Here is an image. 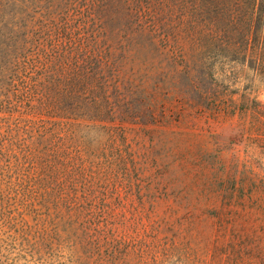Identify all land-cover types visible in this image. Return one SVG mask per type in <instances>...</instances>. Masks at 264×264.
<instances>
[{"label":"rangeland","instance_id":"374dc122","mask_svg":"<svg viewBox=\"0 0 264 264\" xmlns=\"http://www.w3.org/2000/svg\"><path fill=\"white\" fill-rule=\"evenodd\" d=\"M88 3L3 0L0 40L5 26L14 25L37 42L49 39L55 28L78 24ZM119 7L121 16L108 29L116 65L128 80L120 91L127 109L84 134L100 155L116 158L98 184L99 197L112 208L116 253L109 264H264V65L252 53L257 44L246 58H225L205 44L184 53L177 50L181 43L128 42L116 33L132 26ZM102 240L107 264L110 242ZM70 247L35 257L4 244L0 264L96 259H78Z\"/></svg>","mask_w":264,"mask_h":264},{"label":"trees","instance_id":"16d2710c","mask_svg":"<svg viewBox=\"0 0 264 264\" xmlns=\"http://www.w3.org/2000/svg\"><path fill=\"white\" fill-rule=\"evenodd\" d=\"M2 5L0 0V14ZM120 5L132 26L116 33L128 42L181 43L177 50L184 53L205 44L225 58H246L256 43L252 53L264 65V0H90L78 24L55 28L38 42L16 25L5 26L0 246L36 257L68 250L69 244L73 256L102 264L99 248L107 239L105 262H113L112 208L99 197L98 184L116 158L100 155L84 134L96 133L99 124L113 122L119 108L127 109L120 91H127L128 80L116 65L108 29L121 16ZM111 127H104L108 141Z\"/></svg>","mask_w":264,"mask_h":264}]
</instances>
